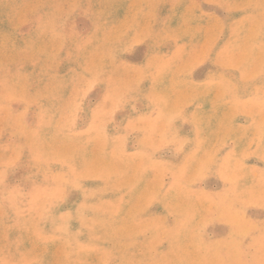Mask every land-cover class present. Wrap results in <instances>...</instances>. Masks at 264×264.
I'll return each instance as SVG.
<instances>
[{
  "label": "rangeland",
  "instance_id": "obj_1",
  "mask_svg": "<svg viewBox=\"0 0 264 264\" xmlns=\"http://www.w3.org/2000/svg\"><path fill=\"white\" fill-rule=\"evenodd\" d=\"M0 264H264V0H0Z\"/></svg>",
  "mask_w": 264,
  "mask_h": 264
},
{
  "label": "bare ground",
  "instance_id": "obj_2",
  "mask_svg": "<svg viewBox=\"0 0 264 264\" xmlns=\"http://www.w3.org/2000/svg\"><path fill=\"white\" fill-rule=\"evenodd\" d=\"M87 111V110H86ZM115 114V113H114ZM84 115V114H83ZM85 117V116H84ZM94 151V150H93ZM28 169V168H27ZM209 178V177H208ZM63 209V208H62ZM70 209V208H69ZM223 234V233H222Z\"/></svg>",
  "mask_w": 264,
  "mask_h": 264
}]
</instances>
